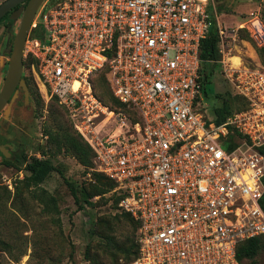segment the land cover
I'll return each mask as SVG.
<instances>
[{
  "label": "built area",
  "instance_id": "2783aa9c",
  "mask_svg": "<svg viewBox=\"0 0 264 264\" xmlns=\"http://www.w3.org/2000/svg\"><path fill=\"white\" fill-rule=\"evenodd\" d=\"M218 6L44 0L26 36L23 77L58 99L140 222L130 264H242L238 244L264 235V67L233 64L229 44L245 29L263 45L264 24L254 12L237 29L217 23L223 75L249 102L218 124L201 111L199 57ZM101 72L124 109L96 94Z\"/></svg>",
  "mask_w": 264,
  "mask_h": 264
},
{
  "label": "rangeland",
  "instance_id": "374dc122",
  "mask_svg": "<svg viewBox=\"0 0 264 264\" xmlns=\"http://www.w3.org/2000/svg\"><path fill=\"white\" fill-rule=\"evenodd\" d=\"M251 12L264 24V0H233L227 11L218 14L217 23L237 29ZM19 24L20 18L15 27ZM236 35V40L229 37L233 53L243 58L247 65L264 67V44H252L246 30L240 29ZM12 36V31L0 24V90L7 73L11 48L8 45L14 40ZM27 77L30 98L25 100L22 90L15 94L1 112L0 134L6 136L12 132L22 140L20 149H24L23 153L29 158L34 155L42 157L43 149L50 152L55 146L50 142L48 131L58 136L65 130L76 131L59 102L48 101L33 76L28 74ZM94 84L98 96L103 99L99 97L101 101L114 106L103 78L96 76ZM212 86L215 91H222L225 87L233 90L223 75L220 63L214 66ZM39 95L40 102L37 99ZM17 96H21V102L14 105ZM212 108L213 103L205 99L201 111L206 117L213 118ZM113 127V122L104 126L106 129ZM50 158L56 170L40 185L39 190H46L55 198L56 208L54 204L46 207L25 187L22 181L27 174L24 165H6L0 160V189L7 186L12 191L11 198L0 204V264H130L119 252V246L137 239L136 235L133 237L134 228L130 224L114 223L123 211L116 203L114 190L102 197L96 195L94 206L79 208L67 180L79 190L88 188L92 191L93 175L65 146ZM109 235L116 236L119 249L110 244L112 239ZM247 263L264 264V254Z\"/></svg>",
  "mask_w": 264,
  "mask_h": 264
},
{
  "label": "trees",
  "instance_id": "16d2710c",
  "mask_svg": "<svg viewBox=\"0 0 264 264\" xmlns=\"http://www.w3.org/2000/svg\"><path fill=\"white\" fill-rule=\"evenodd\" d=\"M228 9L229 6L225 8L224 2L219 0L218 14L220 12L227 11ZM12 21L13 20L9 17V15L6 14L0 19V24H4L6 27H9ZM247 35L249 40L252 41L255 45H257L248 31ZM219 45L220 36L218 31V24L217 19L214 16L212 17V26L210 28V32L208 36L201 42L199 57L201 63V80L204 85V97L206 101L213 103V119L218 124L224 122L227 117L233 114L234 112L247 109L249 106V102L245 97L233 93V90H231L230 88L225 87L222 91H215L212 86L214 80V66L218 65L219 60L222 56ZM97 76L103 78V81L106 84L107 89L109 90V95L114 101L115 105H109V107L112 110H119L121 108L124 109V105L112 95L105 72H101ZM24 78L27 84L30 85L27 75L24 76ZM94 88L96 94L99 95L95 84ZM30 89L32 91V87ZM98 97L101 98V96ZM37 99L38 102L41 101L40 95ZM51 100H56L57 102H59L57 98H52ZM62 108L64 109L63 106ZM133 113L135 114V112ZM132 117H134V115ZM133 119L136 120L135 117ZM71 126L76 131L72 123ZM48 133L50 142L54 143L55 145L53 147L54 150H50L49 152L43 149L41 151L42 157L34 155L29 158L25 153H23L22 155H19L15 160H11L6 157H4V159L2 160V163L6 165H24L27 174L25 175L22 181L24 182L25 187L29 188L30 191L33 192L34 197L39 198L40 202L44 203V205L48 208L51 207L53 204L54 208L57 207L55 198L51 196V194L46 192V190H39V187L51 175V173L56 170V166L51 161L50 157L55 156V154L59 153L62 150L63 146H65V149L74 153L80 163L86 166V168L89 170L88 172L93 175L92 178L94 184L91 188L92 191H88V188H83L79 190L73 182L67 180V183L71 189L75 201L79 204V208H84L86 206H94L95 202L93 198L96 195H101L102 197L106 193L113 190V195L116 197V203H120L121 199L124 197V194L120 190L116 189L117 183L112 178H110L103 172L97 170L94 150L77 131L73 133L65 130L62 132L61 136L55 135L52 131H48ZM259 150L264 154V147H260ZM11 193L12 191L9 190L7 186H3V188L0 189V204H2L5 200L10 199ZM15 193H17V191ZM262 206L264 208V197L262 199ZM118 215L119 216L115 218L114 223L126 222L130 224L134 228L133 237L136 235L137 240L133 238V241L130 240L131 243H123V245L119 246V252H121V254L124 255L125 259L127 261H130L131 263L139 256L140 252V244L138 242V229L140 226V222L136 220L130 212L125 210L120 212ZM108 237L112 239L110 240V244L115 245V247L117 246V249H119L117 241L115 239L116 236L109 235ZM262 254H264V235L243 240L238 244L237 257L242 262V264H248L247 262L254 260L255 258H257V256H260Z\"/></svg>",
  "mask_w": 264,
  "mask_h": 264
},
{
  "label": "water",
  "instance_id": "95a60500",
  "mask_svg": "<svg viewBox=\"0 0 264 264\" xmlns=\"http://www.w3.org/2000/svg\"><path fill=\"white\" fill-rule=\"evenodd\" d=\"M44 0H4L0 4V18L6 15L17 5H20L11 13V18L17 20L20 18V25L15 34L8 62L7 73L4 78L2 88L0 90V113L13 100L15 94L21 89L25 95V100H29L30 91L28 84L23 77L24 63L23 50L26 36L30 30L36 12ZM224 7L231 5L233 0H221ZM26 3V4H25ZM217 13H213L216 16ZM8 50V49H7ZM7 111V110H6ZM5 111V113H6ZM0 151L9 155L7 144H0Z\"/></svg>",
  "mask_w": 264,
  "mask_h": 264
},
{
  "label": "flooded vegetation",
  "instance_id": "af4514ba",
  "mask_svg": "<svg viewBox=\"0 0 264 264\" xmlns=\"http://www.w3.org/2000/svg\"><path fill=\"white\" fill-rule=\"evenodd\" d=\"M4 0H0V4L3 2ZM26 4V3H25ZM20 5H17L16 7H14L11 11H9L7 14L9 15V17L11 18V13L16 10ZM5 16V15H4ZM3 16V17H4ZM2 18V17H1ZM0 18V19H1ZM12 19V18H11ZM12 23L10 24L9 27H6L5 28H9V30L12 31V39H14V36L16 34V32L18 31V27H15V25L17 24V20H14L12 19ZM20 25V24H19ZM13 41V40H12ZM9 47L11 46V44L9 43L8 45ZM21 91V89L19 90ZM24 98H25V95H24ZM21 102V96H17V98L15 99L14 101V105H18L19 103ZM0 117H1V113H0ZM20 142H22V140L20 139L19 136L17 135H13V133L11 132L10 135H1L0 134V144H7V148L9 150V155H6L4 154L2 151H0V160H3L4 157L8 158V159H11V160H15L17 159V157L19 155H21L24 151V149H20Z\"/></svg>",
  "mask_w": 264,
  "mask_h": 264
},
{
  "label": "bare ground",
  "instance_id": "6f19581e",
  "mask_svg": "<svg viewBox=\"0 0 264 264\" xmlns=\"http://www.w3.org/2000/svg\"><path fill=\"white\" fill-rule=\"evenodd\" d=\"M231 60H232L233 64H235V65H240L241 64V59H240V57L238 55H233L231 57Z\"/></svg>",
  "mask_w": 264,
  "mask_h": 264
}]
</instances>
